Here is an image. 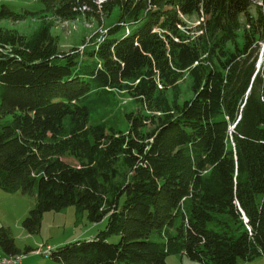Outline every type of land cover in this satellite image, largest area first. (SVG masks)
I'll return each instance as SVG.
<instances>
[{
  "label": "trees",
  "instance_id": "16d2710c",
  "mask_svg": "<svg viewBox=\"0 0 264 264\" xmlns=\"http://www.w3.org/2000/svg\"><path fill=\"white\" fill-rule=\"evenodd\" d=\"M36 1L41 10L2 3L0 19L68 21L119 8L107 34L82 50L59 51L55 20L30 37L0 28V189L36 194L23 220L31 234L45 212L72 205L90 222L107 218L91 240L47 247L45 256L55 264L263 256L264 60L257 70L256 49L264 0L256 17L254 0ZM196 16L190 27L185 18ZM184 75L191 94L180 102ZM123 94L136 108L109 114ZM0 248L44 254L19 249L5 225Z\"/></svg>",
  "mask_w": 264,
  "mask_h": 264
},
{
  "label": "rangeland",
  "instance_id": "374dc122",
  "mask_svg": "<svg viewBox=\"0 0 264 264\" xmlns=\"http://www.w3.org/2000/svg\"><path fill=\"white\" fill-rule=\"evenodd\" d=\"M16 0H0L2 3L15 4ZM19 1V0H18ZM27 7L33 11L41 10L43 5L36 0H21ZM99 3L106 0H97ZM261 0H254V6L251 7L250 15L256 17L258 15V5ZM119 8L116 7L111 14L100 12L99 17L88 13L86 10L79 14L75 19L61 21L52 19L50 15L45 14H28L23 20H12L8 18L0 19V28L3 30H15L26 37L33 36L43 23L54 21L51 32L58 40L59 51H68L72 48L80 47V50L95 40L99 41L107 34L108 27L115 24L118 20ZM190 27H195L200 23L199 17L185 18ZM139 25H128L126 32ZM237 41L242 43V34H238ZM228 46L233 48L232 43ZM88 47V46H86ZM258 61L256 69L258 70L264 60V41H260L257 49ZM178 100L182 102L190 96L189 78L184 75L178 86ZM170 97H172L170 93ZM136 106L131 98L126 95H120L116 107L108 110L109 114L119 113ZM67 162L77 165L78 162L72 157L64 158ZM37 204L36 194H24L22 192H4L0 189V226L5 225L11 229V233L15 238L16 245L25 251L27 246L32 248L38 247L43 250L44 254L35 252L29 256L35 255V260L42 264H55L49 257L45 256L47 247H58L74 240H91L101 230L105 229L107 218H103L98 222H90L84 213H78L75 206H69L60 211L45 212L42 217L41 229L38 233H29L23 226V220L28 215L31 208ZM160 239L159 237H155ZM120 235L114 234L109 237L111 242H118ZM167 264H201L192 260L186 255L169 254L167 256ZM32 261V260H31ZM25 263H30L27 260ZM239 264H264V255L256 257L250 261H240Z\"/></svg>",
  "mask_w": 264,
  "mask_h": 264
},
{
  "label": "built area",
  "instance_id": "2783aa9c",
  "mask_svg": "<svg viewBox=\"0 0 264 264\" xmlns=\"http://www.w3.org/2000/svg\"><path fill=\"white\" fill-rule=\"evenodd\" d=\"M25 257L24 253H21V257H14V254H5L0 249V264H21Z\"/></svg>",
  "mask_w": 264,
  "mask_h": 264
},
{
  "label": "crops",
  "instance_id": "0c3cea01",
  "mask_svg": "<svg viewBox=\"0 0 264 264\" xmlns=\"http://www.w3.org/2000/svg\"><path fill=\"white\" fill-rule=\"evenodd\" d=\"M2 226V225H1ZM18 247V246H17ZM30 248H32L31 246H28ZM1 249V248H0ZM20 249V248H19ZM2 250V249H1ZM33 254V253H31ZM35 255H32V256H29V255H26V257L23 259L22 263L21 264H35V263H38L37 261L38 260H35ZM27 260L30 261V263H25ZM32 260V261H31Z\"/></svg>",
  "mask_w": 264,
  "mask_h": 264
},
{
  "label": "bare ground",
  "instance_id": "6f19581e",
  "mask_svg": "<svg viewBox=\"0 0 264 264\" xmlns=\"http://www.w3.org/2000/svg\"><path fill=\"white\" fill-rule=\"evenodd\" d=\"M14 257H21V254H14Z\"/></svg>",
  "mask_w": 264,
  "mask_h": 264
}]
</instances>
